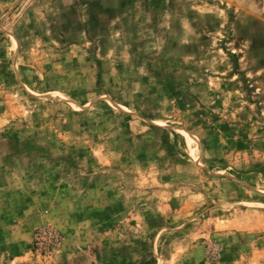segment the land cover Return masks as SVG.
<instances>
[{
	"label": "rangeland",
	"instance_id": "obj_1",
	"mask_svg": "<svg viewBox=\"0 0 264 264\" xmlns=\"http://www.w3.org/2000/svg\"><path fill=\"white\" fill-rule=\"evenodd\" d=\"M0 197V264H264V0H0Z\"/></svg>",
	"mask_w": 264,
	"mask_h": 264
},
{
	"label": "crops",
	"instance_id": "obj_2",
	"mask_svg": "<svg viewBox=\"0 0 264 264\" xmlns=\"http://www.w3.org/2000/svg\"><path fill=\"white\" fill-rule=\"evenodd\" d=\"M10 207L9 204L5 201H2L0 197V243L3 237H7L8 234L10 235V233L14 231V228L19 225L20 220L23 221L24 224H26L25 221L29 220L25 215L26 210H24L23 213L18 209H13ZM28 226H30L31 228L33 226V223L28 222ZM0 257H2V253H0Z\"/></svg>",
	"mask_w": 264,
	"mask_h": 264
},
{
	"label": "built area",
	"instance_id": "obj_3",
	"mask_svg": "<svg viewBox=\"0 0 264 264\" xmlns=\"http://www.w3.org/2000/svg\"><path fill=\"white\" fill-rule=\"evenodd\" d=\"M58 241L59 238L55 229L50 226L38 228L33 233V245L38 248L41 246L52 248L58 243Z\"/></svg>",
	"mask_w": 264,
	"mask_h": 264
}]
</instances>
